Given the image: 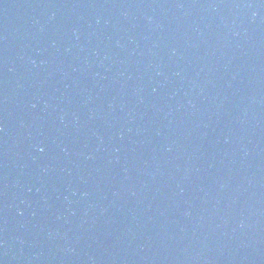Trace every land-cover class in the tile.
I'll return each instance as SVG.
<instances>
[{
  "label": "water",
  "instance_id": "water-1",
  "mask_svg": "<svg viewBox=\"0 0 264 264\" xmlns=\"http://www.w3.org/2000/svg\"><path fill=\"white\" fill-rule=\"evenodd\" d=\"M0 264H264V0H0Z\"/></svg>",
  "mask_w": 264,
  "mask_h": 264
}]
</instances>
